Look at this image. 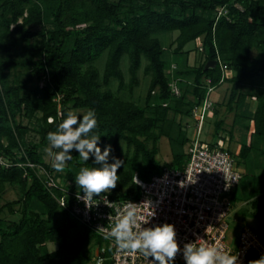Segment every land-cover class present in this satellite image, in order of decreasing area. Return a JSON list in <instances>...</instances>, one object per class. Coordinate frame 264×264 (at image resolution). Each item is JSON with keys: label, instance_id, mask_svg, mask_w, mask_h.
<instances>
[{"label": "trees", "instance_id": "1", "mask_svg": "<svg viewBox=\"0 0 264 264\" xmlns=\"http://www.w3.org/2000/svg\"><path fill=\"white\" fill-rule=\"evenodd\" d=\"M191 42H198L193 64ZM142 67L149 85L137 102L130 97ZM223 83L230 84L225 106L234 113L232 129L244 131L238 155L228 147L244 171L232 209L249 202V215L264 220V0H0V158L6 161L0 164V264H93L103 242L70 213L74 199L45 184L50 176L82 192L75 184L79 170L99 167L76 151L63 172L45 162L47 134L69 110L81 117L94 110L98 146L111 145L109 163L112 156L124 161L116 188L104 194L135 199V175L149 180L164 168H183L193 109ZM222 105L213 101L212 144L224 140ZM30 132L38 142L26 141ZM162 138L171 149L165 164L156 157ZM8 187L20 197L2 204ZM5 209L19 218L4 219ZM49 243L57 248L49 251Z\"/></svg>", "mask_w": 264, "mask_h": 264}, {"label": "built area", "instance_id": "2", "mask_svg": "<svg viewBox=\"0 0 264 264\" xmlns=\"http://www.w3.org/2000/svg\"><path fill=\"white\" fill-rule=\"evenodd\" d=\"M176 96L180 95L177 86L171 84ZM208 98L193 109L192 119L196 121L194 134L189 138L185 147L188 157L183 168H164L149 180H143L135 175L139 190L135 199H115L102 193L94 197L97 205L86 209L82 200L83 192H74L65 188L59 180L47 176L45 184L48 188H59L74 200L70 213L98 235L105 245L95 247L92 263L98 264H147V261L138 254H129L119 251L114 242L104 239V229H110L119 219L120 213L128 202L142 204L150 200L155 209V216L150 218V209L146 205H138V214L150 219L145 227L172 224L176 231V240L181 248L187 242L197 238L204 239L209 244L219 243L231 255H237L239 264H250L264 256V240L260 234L250 228H244L239 233L236 242L229 239L228 218L233 211L231 199L225 195L231 194L240 183L243 169L237 166L235 157L228 150L224 140L218 139L212 144L200 140L202 125L211 113L213 101ZM51 121V119H49ZM6 161L0 158V164ZM35 167L34 164H29ZM39 167V166H38ZM39 173L45 170L39 167ZM183 183V187H181ZM70 187V183L67 184ZM64 196L58 199L64 206ZM175 264H185L182 254H178Z\"/></svg>", "mask_w": 264, "mask_h": 264}, {"label": "clouds", "instance_id": "3", "mask_svg": "<svg viewBox=\"0 0 264 264\" xmlns=\"http://www.w3.org/2000/svg\"><path fill=\"white\" fill-rule=\"evenodd\" d=\"M96 127L94 110L89 109L82 117L69 110L57 130L47 134L49 147L46 148V153L55 171H64L67 163L73 159L72 150L78 152L81 161L87 162L94 158L93 163L99 165L82 167L75 177L76 186L83 192V196L79 195L77 198L84 202L86 209L97 205L94 197L116 188L120 179L118 169L124 165L123 160L114 156L109 163L111 145H106L101 150L98 146L100 136L94 134ZM134 181L138 184L136 176ZM180 186L183 187V183ZM138 205H146L150 209V218L155 216L150 200H145L142 204L128 202L117 222L110 229H104V239L113 241L119 251L138 254L147 264H174L178 254H182L185 264H239L238 256L225 251L219 243L209 244L204 239L197 238L181 248L172 224L145 227L150 219L138 214ZM98 264H102V261ZM250 264H264V256Z\"/></svg>", "mask_w": 264, "mask_h": 264}, {"label": "rangeland", "instance_id": "4", "mask_svg": "<svg viewBox=\"0 0 264 264\" xmlns=\"http://www.w3.org/2000/svg\"><path fill=\"white\" fill-rule=\"evenodd\" d=\"M177 33L174 32L172 35L168 36L167 42H170L176 37ZM198 42H191L186 46V50H191V54L189 57L190 64H193L195 60H198V54L195 52V48ZM125 60V59H124ZM146 64L144 61L143 66ZM123 71L126 74V80H128L129 76L127 73V62H123ZM100 69H102V64H100ZM233 73H230L231 76ZM138 79H139V85L134 90L133 96H129L130 99H134L137 102H143L147 88L149 85V76H146L144 74L143 67L138 73ZM40 85H43V81L40 83ZM249 87H245V90H247ZM114 91L116 90V84L113 85ZM230 90V84L229 83H223L219 87L215 88L213 92L211 93L210 99L212 101L216 100L218 103H223L222 106L219 107V110L221 112V117L224 118L225 125H224V131H222L221 136L224 137V143L227 145L230 149V151L234 155H238L240 147H241V141L243 140L244 131L240 127H234L232 129V121H233V112H228L226 110L225 103L227 101L228 95ZM123 95V93H122ZM127 96V95H126ZM170 117L176 118V120H179L178 116H174L173 114L169 115ZM188 121L185 120L183 123L186 124ZM27 123V121H25ZM196 121L194 119L189 120V127H187V136L190 138L194 134V127H195ZM232 129V136L230 137L229 131ZM214 126H213V119L211 116V113H208V116L206 117L205 122L202 125V130L200 134V140L205 143H210L215 140V136L213 135ZM249 140V137H248ZM26 141L29 142H38L39 137L34 134L33 132H30L26 136ZM49 147L47 145L42 149L44 160L46 163L50 164L52 166L51 159L48 157L46 153V148ZM159 151L157 154V159L160 161V163L165 164L169 163L171 161V149L169 142L166 138H162L158 144ZM123 149H126L125 145H123ZM75 151V150H72ZM20 197L19 191L17 188L8 187L5 193L3 194V198L1 203L5 204L10 201L17 200ZM225 197L231 198V194L225 195ZM15 210L18 209V205L14 207ZM252 211L251 204L249 202H241L235 205V209L231 212L228 223H229V239L233 240V242H236L237 237L239 236V233L244 228H250L253 231L257 232L261 235V237L264 240V220L259 219L257 217H251L249 213ZM2 217L4 219H18L19 214H15L14 216H11L7 209H5L2 213ZM61 219V216L57 214L55 216V221L58 223ZM105 245V243L101 242L100 246ZM97 246V247H100ZM47 248L49 251H54L57 248V245L55 244H48ZM175 264V263H174Z\"/></svg>", "mask_w": 264, "mask_h": 264}, {"label": "water", "instance_id": "5", "mask_svg": "<svg viewBox=\"0 0 264 264\" xmlns=\"http://www.w3.org/2000/svg\"><path fill=\"white\" fill-rule=\"evenodd\" d=\"M210 64H208L207 66H209Z\"/></svg>", "mask_w": 264, "mask_h": 264}]
</instances>
